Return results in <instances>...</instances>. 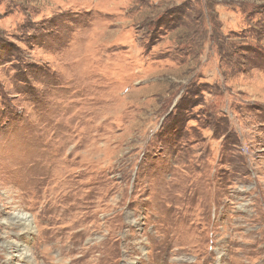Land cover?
<instances>
[{"label":"rangeland","instance_id":"1","mask_svg":"<svg viewBox=\"0 0 264 264\" xmlns=\"http://www.w3.org/2000/svg\"><path fill=\"white\" fill-rule=\"evenodd\" d=\"M17 239L264 264V0H0V264Z\"/></svg>","mask_w":264,"mask_h":264},{"label":"bare ground","instance_id":"2","mask_svg":"<svg viewBox=\"0 0 264 264\" xmlns=\"http://www.w3.org/2000/svg\"><path fill=\"white\" fill-rule=\"evenodd\" d=\"M13 219L16 220V221H13V223L15 225L18 226H22V230H26V231H29L32 229V225H31V219L27 218L26 215H23L21 214L20 212H16V213H13ZM13 244L16 246V251H18L20 257H21V262L19 264H31L32 261H33V257L31 256L30 252L27 251V249H25V247H18V239L17 240H13ZM34 263V262H33Z\"/></svg>","mask_w":264,"mask_h":264}]
</instances>
